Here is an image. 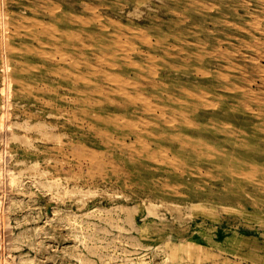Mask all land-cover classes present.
<instances>
[{
	"label": "rangeland",
	"instance_id": "1",
	"mask_svg": "<svg viewBox=\"0 0 264 264\" xmlns=\"http://www.w3.org/2000/svg\"><path fill=\"white\" fill-rule=\"evenodd\" d=\"M0 42V264H264L259 175L212 180L203 161L162 165L159 149L180 143L154 141L161 127L131 130L134 111L150 114L107 79L154 55L139 67L145 94L164 70L206 90L179 104L187 119L170 136L231 149V136L186 124L226 120L246 128L235 140L262 163L264 0H0ZM138 135L155 154L121 146Z\"/></svg>",
	"mask_w": 264,
	"mask_h": 264
},
{
	"label": "bare ground",
	"instance_id": "2",
	"mask_svg": "<svg viewBox=\"0 0 264 264\" xmlns=\"http://www.w3.org/2000/svg\"><path fill=\"white\" fill-rule=\"evenodd\" d=\"M14 17V16H13ZM68 33V32H67ZM75 34V33H74ZM97 37V36H96ZM67 39L70 40L71 36L70 34L67 35ZM4 41V40H3ZM148 41V40H147ZM196 42V41H195ZM1 43V42H0ZM6 45V44H5ZM102 45V44H101ZM213 47V46H212ZM3 48V47H2ZM5 49V46H4ZM7 49V48H6ZM5 49V50H6ZM1 50V49H0ZM10 49L7 50V52ZM2 51V50H1ZM11 52V51H10ZM117 52V51H116ZM115 54V53H112ZM197 54V53H196ZM1 55V54H0ZM55 55V54H54ZM116 55V54H115ZM120 56V55H119ZM2 57V56H1ZM5 58L6 57H2ZM164 58V56L159 58V61H156L157 63H160V61ZM8 59V58H7ZM112 59V58H111ZM153 61V60H157V58H155L154 55L149 54V56L144 57V55L138 54V59L134 60V59H126L125 63L123 62V64H126L127 67L125 68V73L122 77V79H120V77L118 78V76H116L115 74L113 76L108 75L107 79L111 82L116 83L119 87H121L117 92L116 96L119 100H121L124 103H127L130 107L134 106L136 107V105L138 103H143V110L146 114H150L149 116H146L145 118H143L138 111H134V114L132 116V120H129V128L131 130H133L134 128H141L142 129L144 127H154L156 126L161 127L164 132L161 133L160 135L156 136L154 135L155 139L154 141L157 142V140L163 138V137H168L171 138L170 140L172 142L174 141H178L181 145V147L177 150H169V149H159V153H163L162 154V159H161V163L162 165H170L172 166L173 163H179L178 161H180L179 165H186L188 164L189 161H191L192 159H194V161L197 164V166H195L196 170H200V164L201 161L204 162L205 167L207 168L206 170V174L205 177L212 179V180H218L222 177H226L227 179H229L230 181H251L253 182V179L256 178L257 175H259L258 177L261 179L260 184L264 185V161L262 163H258V162H254L251 160L250 157H248L245 154V150H247L248 152L251 153H258V148L254 147L252 144H249L245 139H243L242 141L240 140H235V137L237 136H242V137H246L247 133L245 132L246 128H239V127H235L233 124H231L230 122L226 121V120H218V119H213L211 117L206 119L205 123H199V122H186V124H188L187 126L190 127L191 129L201 132V131H205V130H210V128H212V131L214 132H219V133H225L228 136H231V139L229 138L228 140H225L228 144H230L232 146L231 149H226V148H221V147H215V146H210V145H206L202 140H198L199 143L196 142H192V141H187V140H182L179 139L178 137H172L170 135H172L174 131L177 130H181V125L183 124L184 118H186V113H185V109H183L179 104H187L190 105L191 103L189 102L191 100V98L195 99H200L202 95L201 93H199L200 91H203L205 89H202L199 87L198 91H193L191 90V88H188L182 84H178V85H174L171 82H168V80L171 78L170 72L169 70H164L162 73H160L161 75V79L159 81H153L152 83L149 82V85L152 86L153 88H155L156 90L152 93H150L149 95L145 94L142 90H141V85L138 81L139 78V67L141 66V64L144 63L143 60H149ZM39 60V59H38ZM122 60V59H121ZM110 61V60H109ZM118 62H120L119 60H116ZM115 62V61H114ZM122 62V61H121ZM109 63V62H108ZM7 64V63H6ZM77 64V63H76ZM3 65V64H2ZM11 65V64H10ZM79 65V64H78ZM92 65V64H91ZM109 65H112V62L109 63ZM118 65V63H117ZM77 66V65H76ZM124 66V65H123ZM1 67V66H0ZM4 67V66H3ZM92 67V66H91ZM170 67V66H169ZM172 68H174L175 66L172 65ZM5 68V67H4ZM8 68H5V70ZM10 68V67H9ZM22 68V67H20ZM73 68V67H72ZM142 68V67H141ZM24 69V68H22ZM2 70V69H1ZM0 70V71H1ZM57 70V69H55ZM61 70V69H60ZM9 71V70H8ZM20 71V70H19ZM26 71V70H25ZM51 71V70H50ZM23 72V71H22ZM93 72V71H92ZM95 72V71H94ZM46 73V72H45ZM141 73V72H140ZM106 74V73H105ZM208 74V73H207ZM75 75V73H74ZM126 75V76H125ZM133 75V77H132ZM89 76V75H87ZM5 77V76H4ZM9 77V76H8ZM147 77V76H146ZM3 78V76H2ZM8 79V78H7ZM64 80H66V77L63 78ZM91 79V78H90ZM106 79V78H105ZM157 79V78H156ZM5 80V79H4ZM12 80V79H11ZM62 80V79H61ZM75 80L77 82H83V81H87V78H85V76L83 75H79L76 77L75 75ZM84 84V83H83ZM176 84V83H175ZM73 85V84H72ZM87 85V84H86ZM132 87L134 89V93L131 92H125L123 91V89L125 87ZM144 86V85H143ZM170 86H175L178 89L177 94L173 93L172 91H170ZM50 87V86H49ZM103 88V87H102ZM140 88V89H139ZM196 88V87H195ZM194 88V89H195ZM107 90V89H106ZM227 90V89H226ZM80 91V90H79ZM229 91V90H228ZM100 92V91H99ZM206 92V90H205ZM94 93V92H93ZM111 95V94H110ZM95 96V95H94ZM105 96V95H104ZM112 96V95H111ZM115 96V97H116ZM66 98V97H65ZM70 98V97H69ZM68 98V99H69ZM110 98V97H109ZM113 98V97H112ZM203 98V97H202ZM84 99V98H83ZM155 100L158 102L157 106L152 110V106H150V101ZM114 100V99H113ZM116 100V99H115ZM118 100V101H119ZM16 102V101H15ZM99 102V101H98ZM160 103V104H159ZM207 103V102H206ZM111 104V103H110ZM121 104V103H120ZM150 104V105H149ZM219 104V103H218ZM113 105V104H112ZM205 105V104H204ZM203 106V105H202ZM213 106V104H212ZM211 106V107H212ZM223 106V105H222ZM229 106V105H228ZM233 106V105H232ZM185 107V106H184ZM214 107V106H213ZM48 108V107H47ZM87 108V107H86ZM96 109V108H95ZM93 109V110H95ZM135 109V108H133ZM213 109V108H212ZM228 109V108H227ZM234 109V108H233ZM97 110V109H96ZM195 110V109H194ZM197 110V109H196ZM211 111V109H210ZM215 111V110H214ZM61 112V111H60ZM113 112V111H112ZM217 112V111H216ZM45 113V112H44ZM142 113V112H141ZM214 113V112H213ZM219 113V111L217 112ZM48 114V113H47ZM116 114V112H115ZM212 114V113H211ZM210 114V115H211ZM231 114V113H230ZM234 115V113H232ZM252 114L254 115V112H252ZM251 114V115H252ZM209 115V114H208ZM238 115V114H237ZM256 115V114H255ZM199 116V115H198ZM223 116H225L223 114ZM227 116V115H226ZM240 116V115H239ZM200 117V116H199ZM236 117V116H235ZM238 117V116H237ZM258 117V116H257ZM95 118V117H94ZM98 120L102 119L101 115H98L96 117ZM104 118V117H103ZM114 118V117H113ZM230 118V117H229ZM228 118V119H229ZM252 118V117H251ZM187 119V118H186ZM231 119V118H230ZM253 119V118H252ZM237 120V119H236ZM242 121V120H241ZM244 121V120H243ZM240 122V121H238ZM246 122V121H245ZM234 123V122H233ZM248 123V122H246ZM240 124V123H238ZM92 125V124H91ZM244 125V124H243ZM249 125V124H248ZM252 125V124H251ZM256 129V127H254V130ZM130 130V131H131ZM146 130V128H145ZM253 130V129H252ZM168 132H171L170 134ZM251 132V131H250ZM249 132V133H250ZM132 133V132H131ZM144 134V133H143ZM156 134V133H155ZM212 134V133H211ZM210 134V135H211ZM131 135V134H130ZM260 135V134H259ZM223 136V135H222ZM146 140V139H145ZM250 140V139H249ZM127 142L123 143V145H121L123 148L127 149L128 152L131 149H134L137 145L142 146L144 152H150L152 155L155 154L152 150L151 147H149L148 145H146V143H144V139L143 138H139V135L136 137H131L128 136ZM256 146V145H255ZM89 149V148H88ZM136 149V148H135ZM189 153V156H184L185 153ZM168 153L171 154L168 155ZM87 156V155H86ZM95 156V155H94ZM161 156V155H160ZM88 157V156H87ZM145 158V157H144ZM161 158V157H160ZM159 159V158H158ZM157 159H155L156 161ZM94 161V160H93ZM96 161V160H95ZM200 164H199V162ZM157 162V161H156ZM203 167V166H202ZM147 169V168H146ZM163 169V168H162ZM130 170V169H128ZM178 170V169H177ZM137 172V171H136ZM160 173V172H159ZM205 173V172H204ZM144 174V173H143ZM146 174V173H145ZM181 174V173H180ZM134 175V174H133ZM132 175V176H133ZM158 175V174H157ZM146 176V175H145ZM183 176V175H182ZM199 177H202L201 175H199ZM136 178V177H135ZM140 179V178H139ZM142 179V178H141ZM144 179V178H143ZM196 179V178H195ZM138 180V179H137ZM136 181V180H135ZM142 181V180H141ZM158 181V179H157ZM156 181V182H157ZM259 183V181H258ZM173 187V186H172ZM226 194L228 196H231L233 198H241V194L239 193V191H234V190H230L227 189ZM225 190V191H226ZM139 191V190H138ZM264 191V190H263ZM186 193V192H185ZM225 194V193H224ZM213 195V194H212ZM260 199V198H259ZM258 199V200H259ZM219 200V199H217ZM221 200V199H220ZM261 201H264V196L263 198L260 199ZM229 201V200H228ZM258 202V201H257ZM231 203V201H230ZM252 205H255L256 202H252ZM264 204V203H263Z\"/></svg>",
	"mask_w": 264,
	"mask_h": 264
}]
</instances>
